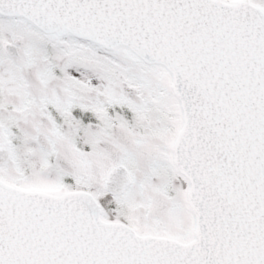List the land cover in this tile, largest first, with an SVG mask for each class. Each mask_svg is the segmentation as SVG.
Here are the masks:
<instances>
[{"label": "snow or ice", "instance_id": "snow-or-ice-1", "mask_svg": "<svg viewBox=\"0 0 264 264\" xmlns=\"http://www.w3.org/2000/svg\"><path fill=\"white\" fill-rule=\"evenodd\" d=\"M0 264H264V0H0Z\"/></svg>", "mask_w": 264, "mask_h": 264}]
</instances>
